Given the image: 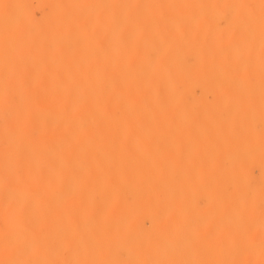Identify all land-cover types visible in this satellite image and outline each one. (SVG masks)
Masks as SVG:
<instances>
[{"label": "bare ground", "instance_id": "bare-ground-1", "mask_svg": "<svg viewBox=\"0 0 264 264\" xmlns=\"http://www.w3.org/2000/svg\"><path fill=\"white\" fill-rule=\"evenodd\" d=\"M0 264H264V0H0Z\"/></svg>", "mask_w": 264, "mask_h": 264}]
</instances>
